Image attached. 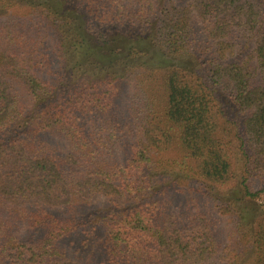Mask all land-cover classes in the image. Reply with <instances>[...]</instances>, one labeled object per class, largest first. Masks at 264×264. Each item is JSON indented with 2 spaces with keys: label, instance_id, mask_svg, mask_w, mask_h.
<instances>
[{
  "label": "trees",
  "instance_id": "1",
  "mask_svg": "<svg viewBox=\"0 0 264 264\" xmlns=\"http://www.w3.org/2000/svg\"><path fill=\"white\" fill-rule=\"evenodd\" d=\"M0 264H264V0H0Z\"/></svg>",
  "mask_w": 264,
  "mask_h": 264
},
{
  "label": "rangeland",
  "instance_id": "2",
  "mask_svg": "<svg viewBox=\"0 0 264 264\" xmlns=\"http://www.w3.org/2000/svg\"><path fill=\"white\" fill-rule=\"evenodd\" d=\"M184 196H179L175 201H176V206L178 205H183L184 204ZM102 204V201L98 199H95L93 202H91V204L89 206H87L84 209V213H96L98 206H100ZM202 207V204H201ZM200 207V208H201ZM230 224L229 222H227L225 219H220L218 222V227H217V235H218V240L220 242L221 245H228L232 243V236L230 235ZM66 246H69L67 248V250H77V246L79 244V241H76L75 244H68V240L65 241Z\"/></svg>",
  "mask_w": 264,
  "mask_h": 264
}]
</instances>
